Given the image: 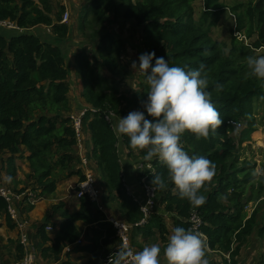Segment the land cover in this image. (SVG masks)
<instances>
[{"label":"trees","instance_id":"1","mask_svg":"<svg viewBox=\"0 0 264 264\" xmlns=\"http://www.w3.org/2000/svg\"><path fill=\"white\" fill-rule=\"evenodd\" d=\"M195 1L90 0L84 5L80 25L88 26L90 12H94L97 23L105 25L108 19L114 22L121 16L122 25L134 23L140 35L123 40L121 34L101 28L75 54L82 96L88 104L82 130L83 135L84 132L90 135L93 144L87 158L96 159L98 176L95 179L102 185L103 206L111 207L110 203L116 202L125 220L131 223L140 220L143 217L140 204L128 193L124 172L133 171L141 182L151 183L153 174L167 178V168L158 159L145 161V153L131 149L126 136L123 150L127 159L124 160L118 150L119 139L112 124L119 117H126L130 110L143 112L147 119H153L142 104L149 90L144 75L139 78L137 90L120 93V82L132 75L121 59L125 43L137 53L155 52L156 57L168 60L170 66H180L186 71L203 64L210 76L212 101L224 123L207 140H197L186 132L182 143L190 156L213 161L217 166L216 176L203 192L207 200L199 208L181 199L170 182L168 190L157 191V198L166 211L174 214L171 217L173 228H190L186 219L193 211L199 213L203 221L201 230L209 244L210 264H221L212 258L214 252H222V264H240L239 257L250 237L264 239V198L260 203L264 177L256 180L252 165L247 162L237 166L238 149L234 140V137L243 140L253 127V101L264 96V80L246 77V57L264 54L261 51L264 49V0L236 1L231 6L220 0H202L196 8ZM104 5L115 10L113 19L104 16ZM64 11L65 6L61 5L60 10L54 12L52 0H0V18L9 19L17 26L14 30L0 32V167L13 179L17 159L26 158L32 168L26 185L40 189L39 195L43 197L53 193L60 180L75 175L79 180L86 178L82 159L75 150L77 137L70 114V70L62 45L68 40L72 43L73 39L72 26L61 22ZM40 25L54 34L43 31ZM220 26H225L221 39L213 35ZM88 44L95 49L93 61ZM152 64L155 65V58ZM218 85L222 86L219 90ZM233 118L242 119L247 125L234 137L231 132L236 131L235 125L229 122ZM141 162L151 163L154 171L139 167ZM100 177L106 179V186ZM78 201L79 209L74 212L60 201L45 213L39 229L42 239L35 246L49 240L45 235L47 223L61 217L53 244L42 249L44 257L60 259L66 245L81 240L76 250L92 255L88 264H108L110 256L122 244L116 228L87 194ZM249 201L256 203L250 216L245 209ZM3 217L9 228L15 227L8 202L0 196V220ZM79 221L87 225L84 231L78 229ZM137 229L145 234L158 232L162 239L170 232L164 218L157 213ZM19 250L21 259L24 256L22 245ZM224 254H229V258ZM5 260V246L0 241V264ZM60 264L74 263L67 259Z\"/></svg>","mask_w":264,"mask_h":264},{"label":"clouds","instance_id":"2","mask_svg":"<svg viewBox=\"0 0 264 264\" xmlns=\"http://www.w3.org/2000/svg\"><path fill=\"white\" fill-rule=\"evenodd\" d=\"M72 16L71 12V19ZM153 58H155L154 66L152 64ZM138 59L139 66L137 67V63L133 61L131 68L133 70L139 69L140 73L146 77L149 90L147 100L142 104L148 116L153 119H147L143 112L132 111L126 117H119L112 124L113 132L117 139L126 136L131 149L144 152L143 159L145 161L151 162L158 159L166 166L167 178L159 174H153L151 183H145L144 180L141 182L140 180L142 189L146 184H151L155 190V198H157V191L168 190L170 182L181 199H186L192 207L199 208L206 203L207 198L203 192L208 190L207 186L212 183L216 176L217 166L213 161L203 156H190L184 150L182 136L187 132L194 135L197 140H207L210 134L214 135L224 123V119L212 101V93L209 91L211 83L209 73L203 64L198 69L187 71L180 66H170L168 60L164 57H156L155 52L143 53ZM246 66L248 69L246 77L264 80V54L246 57ZM217 88L219 90L222 86L218 85ZM234 120L242 122L241 128L235 127L236 131L241 132L247 127L244 120ZM262 146L264 147V144ZM139 167H141V164ZM149 170L154 171V167L152 166V169ZM253 176L255 178L264 177V168L255 170ZM6 181L11 183L12 177L8 176ZM26 186L28 185L13 190H18L19 192H16V194H20ZM30 186L31 189L27 191V198L29 204L34 205L43 196L39 195L40 189L34 188L33 185ZM142 192H144V189ZM100 199L101 202L98 205L104 210L101 193ZM134 199L139 202L142 211V204L145 199ZM9 205L8 202V212L15 223V227L17 226L19 229L18 239L20 244L25 249L28 247L35 248L36 246L31 244L28 235L29 221L27 219L22 220L27 221L24 228V233L27 235V244H24L21 239L22 229L19 227V223L22 221L18 223L16 221L17 210L14 206V200H12V205L16 211L15 218L12 217ZM142 214L143 217L133 223L119 216V218L114 216L110 218L108 215L107 217L113 223L116 231L117 227L114 221L126 222L130 225L128 238L132 243L130 235L132 229L143 227L150 218H145L143 211ZM153 214H155L154 207L151 215ZM143 219H145L143 223L136 225ZM48 225H51L52 228V221L47 223L45 229H48ZM200 231L192 227H174L163 248L160 243H150L139 251L133 249L127 239L122 241V237L119 236L117 231L122 244L114 255L110 256L108 264H161L160 257L162 253L166 264H210L208 259L209 244L201 229ZM25 258L32 261L26 253L19 260Z\"/></svg>","mask_w":264,"mask_h":264},{"label":"rangeland","instance_id":"3","mask_svg":"<svg viewBox=\"0 0 264 264\" xmlns=\"http://www.w3.org/2000/svg\"><path fill=\"white\" fill-rule=\"evenodd\" d=\"M36 1H38V0H36ZM89 1L90 0H52V7L54 8V12L59 11L60 6L64 5L65 9L69 8L70 11L72 12V15H73L71 21L68 24H70L72 26V31L70 32L71 33V39H73V41L75 43L71 44V42L68 40V41H65L62 45V47L66 51V58H67L66 61H67V64L69 66L70 73L72 74L73 85L75 82L82 83V80L80 78V74H78V72H77L78 71L77 66H75V63H74L75 54L83 48L84 44H87V42L89 43V39L92 38V36L97 32V30H100L101 28L107 27V29H109L113 33L121 34L123 40H127L128 38L135 39V38L139 37V35H140V29L138 27H136V29H138V32H137V30L134 29V26H135L134 23L128 22L125 26H123L122 25L123 24V18L121 16H119L118 20L114 21V22H109V19H108L107 25H105V23H101V22L97 23V21H96L97 18L93 17L94 12H90L88 19H87L88 26L80 25V23L83 19V15H84V5ZM133 1H137V0H133ZM220 1L224 2V4L226 6H231V5H234L236 1H244V0H220ZM201 4H202V0H196L194 2L195 8ZM102 10L104 11V16H108V17L113 19L112 15L115 12L114 9H108L104 5ZM224 17L225 16H223L222 19H224ZM220 23H223V22H220ZM224 28H225V26H220V27L215 28V31H213V35L216 38L221 39L223 36L222 33L225 32ZM44 29L46 31L48 30L47 32L49 34H54L53 32L51 33V30L49 28H46L43 26L42 30L44 31ZM253 39L254 38L250 39L249 41H252ZM87 46L91 49V51H92L91 53H93L91 56V59L93 61L94 59H96V56L94 53L95 49L91 48L90 44H88ZM125 46L126 47L124 48V51H123L124 53L122 52L123 54L121 55V59H122L124 65H127V68H129V71H131L132 75L130 78H127L126 80L123 79V81L120 82L121 85L119 84L120 85L119 90H120V93L130 94L131 92L137 90V88L139 87L138 83L140 80L139 78L141 76V73H140L139 69L133 70L131 68V64L133 61H135L137 63V67L139 66V59L138 58L141 55V53H136V51L133 49V47H131L127 43H125ZM261 51H264V49H262ZM78 80H81V81L78 82ZM72 91L73 90L71 89V92ZM77 95L80 96L82 99H84L82 96V92H81V95L80 94H77ZM69 99H70V97H69ZM70 104H71V108H72L71 112H70V114H71L72 110H74V108L72 106V104H73L72 98H71ZM130 112L131 111L129 110L126 114L128 115V113H130ZM110 114L115 115L114 113H110ZM253 114L255 117L253 127H251L246 132L243 140H237L238 138L234 137L237 133L240 132L239 130L231 132V135L234 137V140L237 143V149H238V152H236V154H237V158H236L237 159V166L238 165L242 166V165H244L245 162H247L248 163L247 165H252V168H251L252 173L257 169L264 168V147L262 146L264 144V96L261 98L254 99V101H253ZM89 137H90V135H89ZM241 141H244V142L240 144ZM140 164H141V168L152 169V164H148V163L146 164V162H141ZM0 171H1L0 176H2L4 184L7 187H9L10 189H20L26 184L27 177H28L27 175H28V173H30V171H32V168H31L30 163L28 162L27 159H23V158L18 159L17 169H16V177L12 179L11 183H8L6 181L8 174L2 168H0ZM97 175H98V172H97ZM97 175H96V177H97ZM77 178L78 177H70V178H65L63 180H60L57 184V190H55L53 193H49V194L44 195V197H41V199L47 198L48 200H51L52 203L58 202V201L59 202L64 201L65 203H67V206H68L70 212L76 211L79 207V206H77V203L79 201L76 199V197H77L76 193L73 192L72 190L74 189L75 184L77 183ZM255 179L258 180V178H255ZM100 180L106 186V179L104 177H100ZM20 184H22L23 186H20ZM127 191H128V189H127ZM16 192H19V191L16 190ZM70 192H73L75 194V196L73 198L62 199V197H63L62 193L68 194ZM128 193H129V191H128ZM157 196H158V193H157ZM263 198H264V195L261 197L260 203H262ZM154 202L157 203L158 198H155ZM247 204L248 205L246 206V211H247V213H250L255 208L256 203H254V201H251V202L249 201ZM116 207H118V206L116 204H113V203H111V207H106V211H107L110 218H112V216L119 218L114 213ZM54 220H55V223H59L61 220H63V218L55 217ZM167 222L170 225H173L172 219H168ZM77 224L80 225V222H77ZM85 229L86 228L84 226L82 231H84ZM157 234H158V232L155 234V236L149 237L148 242H150V243L153 242L152 240H156V237H160V238L162 237L161 235L157 236ZM168 235L169 234H166V237ZM221 253L217 252V253H213V255L222 264L223 263L222 262L223 255ZM74 257H75V255H74ZM86 257H87L86 253L78 252V254L76 255V257L74 259L77 261L76 263H78V264H88V262L82 263V260H80V259H83ZM226 257H228V255H226ZM77 259H79V260H77ZM160 260L161 261L163 260V255L160 257Z\"/></svg>","mask_w":264,"mask_h":264},{"label":"crops","instance_id":"4","mask_svg":"<svg viewBox=\"0 0 264 264\" xmlns=\"http://www.w3.org/2000/svg\"><path fill=\"white\" fill-rule=\"evenodd\" d=\"M40 26L42 28L44 25H40ZM44 27H46V26H44ZM14 29H16V28L0 27V32L11 31ZM33 29L36 30L37 27H34ZM74 43L75 42L73 41L71 44H74ZM135 51L137 53V50H135ZM74 63H75V61H74ZM75 66H76V63H75ZM69 79H70V85H71L69 97H70V102H71V98L73 99V104H72V106L74 108V110H72V113H73L75 111L82 109L87 104L85 103V99H82L80 96L77 95V94L81 95L82 83L75 82L73 85L71 73H70ZM80 81L81 80H78V82H80ZM71 89L73 90L72 92H71ZM70 106H71V104H70ZM123 146H125V145L123 143V138H121V139H119L118 150L120 153L123 154V158L125 160V159H127V155L124 153ZM75 150H77L78 154L80 155L82 162L84 161V159L86 160L85 164L84 163L81 164V166L83 167V172L85 173L87 171H91L96 177V175H97V166L95 164L96 159L93 160V158L90 156H89V158H87L88 153L91 155V152L93 150V144H92V141H91L88 134H86L84 132V135L82 137V141L80 143L79 142L77 143ZM125 150H126V148H125ZM26 155H27V153H26ZM23 159H26V158H23ZM17 161H18V159H17ZM72 177H78L77 178V182H78L79 176L75 175ZM124 182L126 183V187L129 191L130 195H132L137 200H140L141 199V193H142L143 189H142L140 180L136 176V173L134 174L133 171H130L129 173L124 172ZM95 183H96V187L99 189V192L100 193L103 192L102 185H101V183H99L98 179L97 180L95 179ZM20 186H23V185L20 184ZM29 189H31L30 185L26 186L24 188V190L14 198V206L17 210V218H16L17 223L22 221L23 219H27L29 221L28 222V235H29V239H30L31 244L35 245V243H39L42 239V232H40L39 229H40L41 223L44 220L45 213L48 210H50V208L54 204L58 203L59 201L52 203L51 200H48L47 198H43L41 200H38L34 205H31V204H29L28 198H27V191ZM55 190H57V186H56ZM73 192H70L68 194L62 193V195H63L62 199L73 198L75 196V194ZM76 199L78 200L77 197H76ZM99 202H101V199L99 200ZM112 203L116 204L118 206V203H116V202H112ZM66 205H67V203H66ZM77 206H80L79 202L77 203ZM118 207L115 208L114 213L116 214V216H119L120 218L124 219V217H122V214L119 211ZM78 209H79V207H78ZM104 211L108 215V213L106 211V207L104 208ZM154 212L159 214L161 217L164 218V221L166 223V227L171 232V230L173 229V225H170L167 222V220L171 219V217L174 214L172 212L166 211L164 209V206L159 202L155 203ZM251 213H252V211L250 213H248V215H250ZM1 222H2V226L0 227V241H1L2 245L5 246V258H6L4 264H16V262L19 260L18 255H19V253H21V250H19L21 244H20L19 239H18L19 229L17 226L14 228H9L6 224L5 218H2ZM58 224L59 223H55V220H53L52 221V228L51 229H45V235H47L49 238V240L47 242H45L41 246H37L35 248L34 247H28L27 249L23 248L24 255L26 253L32 259V264H60L61 261L67 260V259L71 260L74 264H78V263H76L77 261L74 258L76 257L78 252H81V251L76 250V248H77L76 244L71 246L70 252H67L65 249H63V251L60 253V259L56 260V259H54V256H50L47 258L44 257V255L42 253V249L48 245L53 244L57 230H58ZM77 226H78V229L80 231H82L84 226L86 228V224H84L83 222H80V225L77 224ZM170 232H168L166 234H170ZM166 234H165V239H162L160 237H156V240H152V241L154 243H160L161 247L163 248L164 244L167 241L166 239L168 237V236L166 237ZM130 235H131V241H132L131 246L133 247V249H135L137 251L142 250L146 244H150V242H148L149 237L155 236V234H145L141 229H132ZM157 236H159V233L157 234ZM153 242H151V243H153ZM245 245H246V247L242 249L241 255L239 257L240 264H264V239H262L260 237L251 236ZM67 253H70V254L68 255ZM81 253H85V252H81ZM86 254H87L86 258L80 259V260H82V263L88 262L92 257L91 254H89V253H86ZM74 255H75V257H74ZM162 255H163V253L161 254V256ZM212 258L216 259L215 257H212ZM77 260H79V259H77ZM216 261H219V260L216 259ZM161 264H166V260H165L164 256H163V260L161 261Z\"/></svg>","mask_w":264,"mask_h":264},{"label":"built area","instance_id":"5","mask_svg":"<svg viewBox=\"0 0 264 264\" xmlns=\"http://www.w3.org/2000/svg\"><path fill=\"white\" fill-rule=\"evenodd\" d=\"M71 21V12L69 8H66L65 12L63 13V17L61 22L62 23H69ZM0 27H7V28H17L16 24L9 20V19H1L0 18ZM88 107L85 106L84 108L75 111L71 113V116L73 118L72 124L76 132L77 137V143L82 141L83 137V116L87 112ZM112 115V114H111ZM230 123H233L235 127L241 128L242 122L236 121V120H229ZM86 160L82 163L85 164ZM1 168V167H0ZM1 175V171H0ZM85 179L84 180H78L77 185H75L73 191L76 193L77 198L79 199L81 196L87 194L92 201H96L98 204L100 203V192L99 189L96 187L95 183V176L91 171L85 172ZM144 192L141 194V199H145V202L142 204V211L144 212L145 218L150 217L153 212L154 207V198H155V190L152 185L146 184L144 187ZM16 191L13 189H10L4 184V181L2 179V176H0V196L5 198L9 203V210L12 214V217H16V211L14 209V206L12 205V200L17 196ZM101 207V206H100ZM190 222L191 227L193 229H196L200 231L201 226L203 224L202 218L200 217L199 213L197 211H193L189 218L186 219ZM145 219L142 221L136 223V225L143 223ZM147 221V219H146ZM115 226L117 227V231L120 237H122V241L124 239H127L129 244V238H128V231L130 229V225L126 222H120V221H114ZM27 225V221H22L19 223V227L22 229L21 233V239L24 244H27V235L24 233V228ZM48 229H51V225L47 226ZM201 232V231H200ZM121 234V235H120ZM204 236L207 238V236L204 234ZM81 243V240H77L75 243L68 244L64 247V249L67 252L71 251V246L74 244ZM131 246V245H130ZM229 258V254H227ZM16 264H32V261L29 258H25L23 260H18Z\"/></svg>","mask_w":264,"mask_h":264}]
</instances>
